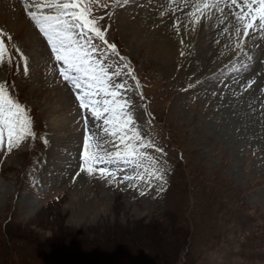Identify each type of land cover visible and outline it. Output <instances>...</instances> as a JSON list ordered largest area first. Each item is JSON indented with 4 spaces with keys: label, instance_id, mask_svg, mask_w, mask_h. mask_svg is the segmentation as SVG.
Wrapping results in <instances>:
<instances>
[{
    "label": "rangeland",
    "instance_id": "obj_1",
    "mask_svg": "<svg viewBox=\"0 0 264 264\" xmlns=\"http://www.w3.org/2000/svg\"><path fill=\"white\" fill-rule=\"evenodd\" d=\"M21 1L0 0L6 53L0 83L28 110L36 137L11 152L6 138L0 147V264H264V140L258 138L264 135L252 134L246 123L227 138L210 127L228 105L241 109L217 90L218 80L205 84L211 70L202 76L193 66L202 60L199 55L191 61L188 47L193 38L199 42L192 27L184 28L181 44L168 56L156 36L158 24L147 17L148 0H91L92 16L125 58L108 50L104 64L109 73L130 65L135 80L128 68L112 79L127 82L121 92L135 127L155 145L146 151L166 171L165 182L153 179L147 187L121 182L131 167L121 166L115 179L81 171L85 117L103 149L111 152L119 141L80 108L76 90L60 76L46 38L28 15L31 7ZM196 13L195 21L204 15ZM216 65L210 68L224 66ZM226 67L224 79L235 71ZM254 113L245 119L257 118ZM185 171L233 184L215 205L217 242H202L196 234L188 241L190 232L178 223L174 187ZM6 233L14 242L11 261L2 257Z\"/></svg>",
    "mask_w": 264,
    "mask_h": 264
},
{
    "label": "snow or ice",
    "instance_id": "obj_2",
    "mask_svg": "<svg viewBox=\"0 0 264 264\" xmlns=\"http://www.w3.org/2000/svg\"><path fill=\"white\" fill-rule=\"evenodd\" d=\"M231 2L235 4V0ZM30 7L31 10H28ZM239 7L241 10L235 15L243 25V35L247 37L248 29L253 27L248 20L258 18L260 24L264 25V0H245ZM25 8L46 38L60 76L76 90L80 108L89 110L95 121L102 120L103 132L119 141L118 144H113V151L103 149L95 133H90L88 118L85 117L81 171H86L89 175L98 172L101 178L115 179L117 172L122 170L121 166L131 167L133 173L123 175L121 182L136 181L147 187L151 186L153 179L165 182L166 171L146 151L155 145L150 140H145L135 127L128 110L130 102L122 97L121 90L127 91V82L116 83L112 79L113 76H119L124 68L129 69L128 74L132 75L133 80L136 77L128 64L122 67L118 64L117 67L121 70L109 73L110 66L104 64L109 58L108 50L120 57L121 61L125 58L120 56L114 43H109L105 30H102L98 20L92 16L91 0H31V5L26 0ZM3 36L0 32V59L6 54ZM95 40L101 41L102 45L94 43ZM21 59L25 60L23 71L27 73V60L22 53ZM95 126L99 128L100 124ZM29 137L35 139L36 133L28 110L10 95L8 85L0 83V147H3L6 138L8 151L11 152ZM44 142L47 143L46 140ZM156 151L162 152L163 149L157 148ZM110 165L116 167L112 168Z\"/></svg>",
    "mask_w": 264,
    "mask_h": 264
},
{
    "label": "bare ground",
    "instance_id": "obj_3",
    "mask_svg": "<svg viewBox=\"0 0 264 264\" xmlns=\"http://www.w3.org/2000/svg\"><path fill=\"white\" fill-rule=\"evenodd\" d=\"M244 2L245 0H235V4L231 0H148L146 3L149 13L147 17L151 23L158 24L157 29L155 28L156 36L164 44L166 54L172 56L171 50L181 44V32L185 33L184 28L191 26L193 37H198L199 40L195 45L193 38L188 47L191 50V61L199 55L202 60V63L194 60L193 66L198 68L202 76L211 70V76L207 77L205 84H213L215 78L218 80L217 90L220 89L225 98L239 101L240 111L230 104L209 123L212 129L222 135L225 133L226 138L233 137L234 132L241 130V125L245 123L252 134L264 135V25L260 24L258 18L248 20L253 27L248 29L247 37L243 35V25L235 13L240 12L239 6ZM200 11L204 15L195 21L196 12ZM221 62V66L224 65L221 70L219 67L211 69V66ZM206 63L209 65H204ZM227 65L232 66L235 71H230L231 75L224 79L223 72ZM205 97H209L208 92ZM213 102L217 103L216 99ZM233 111L236 114L231 116ZM253 111L257 118L245 119L253 117L250 115ZM258 138L264 140V137Z\"/></svg>",
    "mask_w": 264,
    "mask_h": 264
},
{
    "label": "trees",
    "instance_id": "obj_4",
    "mask_svg": "<svg viewBox=\"0 0 264 264\" xmlns=\"http://www.w3.org/2000/svg\"><path fill=\"white\" fill-rule=\"evenodd\" d=\"M185 172L186 173L182 178L181 176L179 177L180 183L174 187V193H176L174 198V208L177 207L175 213L177 214L178 219H180L178 223L185 224L184 226L190 232L189 236L185 235L187 233L183 234V238H186L187 236V240L192 241L191 237H194V234H196L202 242L206 240L208 243L217 242L219 241V236L212 232L214 227L211 223L217 213L215 205L222 198L223 192L230 193V188L228 187L233 184L229 186L227 180L219 178L216 180L212 176H204L203 173L197 174L189 171ZM171 220H173V218ZM196 226H198V229ZM1 240H3L2 242L4 245L3 247L1 246V248L4 249V247L8 245L5 252V255L7 256L2 257H4L6 261H11L14 252L12 249L13 247H11L13 244L10 243L13 242L12 238H9V235L6 233V237ZM195 247L198 248V246L194 245L192 249Z\"/></svg>",
    "mask_w": 264,
    "mask_h": 264
}]
</instances>
